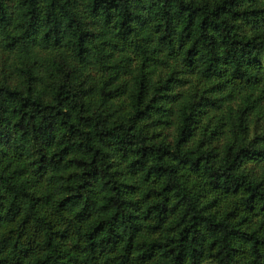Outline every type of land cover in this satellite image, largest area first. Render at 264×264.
I'll use <instances>...</instances> for the list:
<instances>
[{"label": "trees", "instance_id": "trees-1", "mask_svg": "<svg viewBox=\"0 0 264 264\" xmlns=\"http://www.w3.org/2000/svg\"><path fill=\"white\" fill-rule=\"evenodd\" d=\"M264 0H0V264H264Z\"/></svg>", "mask_w": 264, "mask_h": 264}, {"label": "rangeland", "instance_id": "rangeland-1", "mask_svg": "<svg viewBox=\"0 0 264 264\" xmlns=\"http://www.w3.org/2000/svg\"><path fill=\"white\" fill-rule=\"evenodd\" d=\"M261 59L264 61V53L260 55ZM264 132V118L261 120L254 121V123L251 126V132L258 133V132ZM210 264V263H207Z\"/></svg>", "mask_w": 264, "mask_h": 264}]
</instances>
